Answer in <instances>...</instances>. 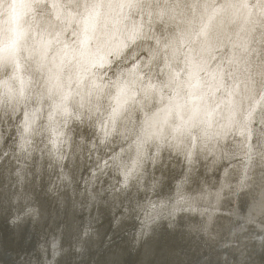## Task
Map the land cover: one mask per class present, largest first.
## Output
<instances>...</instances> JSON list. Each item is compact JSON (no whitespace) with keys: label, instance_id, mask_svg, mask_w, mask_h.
Wrapping results in <instances>:
<instances>
[{"label":"bare ground","instance_id":"6f19581e","mask_svg":"<svg viewBox=\"0 0 264 264\" xmlns=\"http://www.w3.org/2000/svg\"><path fill=\"white\" fill-rule=\"evenodd\" d=\"M261 3L0 0L23 92L12 112L0 84V264H190L264 233ZM193 122L195 148L172 139Z\"/></svg>","mask_w":264,"mask_h":264},{"label":"snow or ice","instance_id":"6c2138e0","mask_svg":"<svg viewBox=\"0 0 264 264\" xmlns=\"http://www.w3.org/2000/svg\"><path fill=\"white\" fill-rule=\"evenodd\" d=\"M252 7H257V5H252ZM259 8L261 9V12H264V3H261L259 5ZM5 53L6 55L4 56L3 59V68L7 70L9 67H11L12 74L9 75L7 71H5V75H7L8 78L6 80L0 81V84H2L4 87L3 104L5 106V109L10 108L12 112H15L16 108L12 102L15 101L16 103H19V97L23 95L22 89L14 88L10 84V81L15 80L17 78L15 73L19 69V64L16 59L17 50L12 46L6 44ZM245 88L253 93L260 92L261 94H264V62H262L258 73L255 76H250L248 78V80L245 83ZM67 100L68 97H63L61 101L58 104H56V110L60 111L62 115L71 116L72 113H69L67 107H65V101ZM83 106L84 105L81 103L80 107ZM254 110L255 109H253V111ZM251 115L252 112L249 113V116ZM83 116H84L83 112H77V114L74 116V119L81 120ZM0 122H2V118H0ZM261 124L264 125V112H262ZM31 127H32V122L25 121V131H29ZM198 128H199V124L195 122H193L191 126L188 127H185L183 125H177L173 130L174 135L172 136V139L178 140L180 137L189 138L190 142L192 143V147L195 148L196 147L195 141L201 139L200 134L197 132ZM262 131H264V128H262ZM186 155L188 158H190L191 152L187 153ZM261 159H264V152L261 153ZM252 195L253 194L251 191H244L242 194L243 198L246 200L247 198L252 197Z\"/></svg>","mask_w":264,"mask_h":264},{"label":"water","instance_id":"95a60500","mask_svg":"<svg viewBox=\"0 0 264 264\" xmlns=\"http://www.w3.org/2000/svg\"><path fill=\"white\" fill-rule=\"evenodd\" d=\"M244 211H246L245 206L242 207L241 212L244 214ZM244 220H242L243 222ZM249 226V225H248ZM249 228V227H248ZM244 232V231H242ZM26 233L29 235V229L26 231ZM244 232L241 236V239L243 241V247H240L239 249H231L232 251H226L228 250L229 245L227 248L224 247L222 243H224L228 238H222L219 241H216V243L208 244L209 250L205 251L204 253H198L194 255L192 262L190 264H264V243H262L261 248H257V240H252V238L256 237L253 235L251 237L252 232H250L247 235H245ZM264 234V233H263ZM244 235V236H243ZM264 239V236L262 237ZM240 242V240H239ZM221 243V244H220ZM32 247H37V245L33 242H31ZM252 245V246H251ZM233 246V245H231ZM248 247V248H247ZM250 247V248H249ZM247 250L248 254L245 256L244 250ZM253 250V251H252ZM50 252V251H49ZM182 252V251H180ZM228 254V255H225ZM3 257L1 260H4L11 256L10 252H3ZM51 257V253L49 254ZM184 257V256H183ZM23 258V257H22ZM182 258V257H181ZM180 258V264H185V259ZM106 260V257L102 260V263ZM26 263H30V259H26ZM17 264V263H16ZM43 264V263H41ZM45 264V263H44ZM104 264V263H103ZM188 264V262L186 263Z\"/></svg>","mask_w":264,"mask_h":264},{"label":"rangeland","instance_id":"374dc122","mask_svg":"<svg viewBox=\"0 0 264 264\" xmlns=\"http://www.w3.org/2000/svg\"><path fill=\"white\" fill-rule=\"evenodd\" d=\"M152 43L155 44L156 42H152ZM156 44H157V43H156ZM157 45H158V44H157ZM159 66H161V63H160ZM159 68H161V67H157V68L155 67V68H154L155 71L153 72V74H155V75H153V77L156 78V79H157V77L159 76V73L157 74V72H159V70H160ZM158 69H159V70H158ZM156 75H157V77H156ZM158 79H160V76L158 77ZM89 134H90V133H89ZM114 139H115V138H113V140H114ZM115 141H116V140H115ZM116 144H120V143H118V141H117L116 143L114 142V145H113V144H112V145L109 144L108 146H112V147L114 146V147H116ZM117 146H118V145H117ZM103 147H105V146H102V147H101V149H102L101 152H103V149H104ZM105 150H106V151H105ZM107 152H108V149H104V153H103V154H105V153H107ZM12 158H13V157H12ZM13 159H15V158H13ZM88 165L91 166L92 163H89ZM92 166H93V165H92ZM90 174H91V170H90ZM250 226H252L251 228H254V229L251 230ZM254 226H255V227H254ZM249 228H250L251 231L247 229V230H245L244 232L249 233V231H250V232H252V235H253V231L255 230V231H254V234L256 233V234H255L256 238H257L258 236H259L260 238H262L261 235L263 234V230L258 229V225H257V224H255V223L253 224V223H252L251 225H249ZM257 229H258V230H257ZM258 233H259V235H258ZM260 234H261V235H260ZM251 237H253V236H251ZM256 238L254 237L253 239L255 240ZM260 238H259V239H260ZM253 239H252V240H253ZM256 240H258V239H256ZM220 244H221V243H220ZM222 244H224V243H222ZM224 245H225V244H224ZM232 245H234V244H232ZM227 246H228V245H227ZM227 246L225 245V248H227ZM230 246H231V245H229V247H230Z\"/></svg>","mask_w":264,"mask_h":264},{"label":"clouds","instance_id":"9594fccd","mask_svg":"<svg viewBox=\"0 0 264 264\" xmlns=\"http://www.w3.org/2000/svg\"><path fill=\"white\" fill-rule=\"evenodd\" d=\"M8 7H11V6H8Z\"/></svg>","mask_w":264,"mask_h":264}]
</instances>
